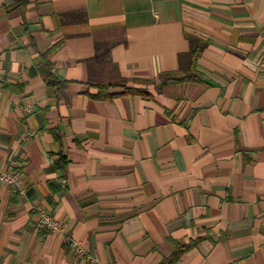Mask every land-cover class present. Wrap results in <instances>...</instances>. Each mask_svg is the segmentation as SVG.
I'll return each instance as SVG.
<instances>
[{"label": "crops", "instance_id": "obj_1", "mask_svg": "<svg viewBox=\"0 0 264 264\" xmlns=\"http://www.w3.org/2000/svg\"><path fill=\"white\" fill-rule=\"evenodd\" d=\"M0 93V264H264V0H0Z\"/></svg>", "mask_w": 264, "mask_h": 264}, {"label": "trees", "instance_id": "obj_2", "mask_svg": "<svg viewBox=\"0 0 264 264\" xmlns=\"http://www.w3.org/2000/svg\"><path fill=\"white\" fill-rule=\"evenodd\" d=\"M204 44L198 41H191L190 51L186 54H182L179 56V69L175 72L162 73L160 78L164 79L162 84H170V83H179V82H201L203 81V77L196 70V62L200 56L201 51L204 48ZM133 82H137V80H133ZM141 83H147V81H139ZM143 93L142 91H134L133 88L126 89L125 93ZM174 252L173 254L167 258L163 259L160 264H175L182 254L188 251L193 243L188 245H180L178 243H173Z\"/></svg>", "mask_w": 264, "mask_h": 264}, {"label": "built area", "instance_id": "obj_3", "mask_svg": "<svg viewBox=\"0 0 264 264\" xmlns=\"http://www.w3.org/2000/svg\"><path fill=\"white\" fill-rule=\"evenodd\" d=\"M1 97V93H0ZM29 113L30 110H25ZM0 182L13 188L14 192L20 196L24 195V189L22 187V181L16 173H4L0 171ZM36 228L44 229L51 233H61L63 227L54 219L50 214L46 213L42 209H38V216L36 220ZM73 251L76 259H85L89 264H99L95 257L90 256L86 250L80 245V243L66 239Z\"/></svg>", "mask_w": 264, "mask_h": 264}]
</instances>
